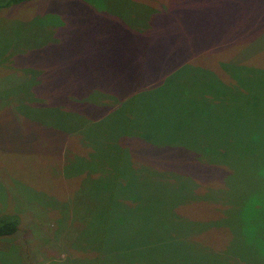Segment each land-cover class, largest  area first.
Here are the masks:
<instances>
[{"label": "trees", "instance_id": "16d2710c", "mask_svg": "<svg viewBox=\"0 0 264 264\" xmlns=\"http://www.w3.org/2000/svg\"><path fill=\"white\" fill-rule=\"evenodd\" d=\"M28 1L33 0H0V9ZM88 1L97 6L105 0ZM215 1H219L218 6L200 8V15L205 16L207 11L220 10L227 16L228 12L232 13L237 8L240 0ZM235 2L236 5L233 4ZM128 3L107 4L102 11H106L104 15L117 19L131 30L139 31L132 28L133 24L150 26L152 23V27L159 29L158 32L162 30V25L168 32V22L164 24L162 22L166 20H161L163 16H157L148 24V17L153 10H145L144 6L138 8V5L131 7ZM255 3L258 8L246 7L239 18L233 20L226 17V26L223 27L225 33L219 38L227 36V31L230 33L228 36H232L235 31L244 33L247 30V35H252L253 32L264 29V0H255ZM116 6H124L125 9L119 11L115 9ZM131 12L134 16L137 15L132 20L128 17ZM156 14L157 12L154 16ZM182 17L187 18L185 12H181ZM147 26L145 31L151 33L143 32L145 34H139L140 37L126 35L124 36L126 40H119V45L122 46L118 54L110 55L105 52L112 49L114 44V35L110 32L112 34H106L105 37L99 36L100 44L104 43V50L102 51V47L99 46L97 52L102 53L101 58H104L102 61L97 59L95 61V57L88 51L90 48H87V54L90 55L87 58L88 62L84 60L83 64L78 58L75 59L84 69L83 74L77 73L75 80L77 84L83 82L87 86L80 85L82 87L73 91L71 99L78 107L85 106L87 112L76 111L73 108L60 109L59 105H40L44 109L43 114L51 113L56 120L65 124L53 126L59 134L65 133L63 137H57L59 147L61 142L64 150L72 149L70 155L66 156L67 152L63 154L66 157L62 161L59 159L61 155L59 150L53 155L56 157L55 160L57 159L56 166L61 165L58 173L63 172L65 177V168L69 163L73 166H78V163L83 169L71 171V174L77 173L82 177L81 183L86 182L87 192L81 203L82 211L89 216L90 203L94 200L98 203L101 200L98 209H94L88 219L87 216L83 218L84 228L102 215L107 221L105 224L110 227L108 234L115 235L114 231H118L117 242L113 246H89L87 236V264H264V66H245L240 64L239 60V65L233 66L231 62L221 64L219 60L218 65L224 66L226 75L231 79V82L227 83L223 82L213 69V61L210 64L184 61L177 62V65L176 63L168 65L170 59L182 54L173 51L172 54L165 53L166 41H169V48L176 46L173 50L178 46L188 47L186 44L189 42L182 41L178 30H174L176 41L172 40L173 36L164 41L165 36H162L164 34L160 37L151 35L154 28L148 30ZM101 32H107V29ZM260 35L256 39L254 36L251 43L254 45L261 39L262 45L259 48L256 46V54L263 58L264 32ZM201 41L202 44L198 46L196 53L192 54L196 57H199L197 52H204L206 44L210 42L204 39ZM246 47H250V41ZM209 52L201 55L206 56ZM243 52H247L244 47L241 49V53ZM223 57L218 59H224ZM119 61H124V64H119ZM87 64L89 67L85 72ZM99 64L101 68L96 69ZM118 64L120 68L115 69V65ZM184 64L201 65L203 67H200L203 69L201 71L208 77L205 76L204 80H192L188 74L173 80V75L177 74ZM73 75L76 77V73ZM58 77L67 80L71 76L59 74ZM104 77L107 87L114 90L128 89V92L118 96L113 91V94L108 93V90L102 93L96 91V88L92 87V82ZM149 79L154 83L146 85ZM44 80L50 82L48 79ZM173 84V87L167 88ZM163 90L170 92V95L166 94L163 99L165 108L160 110L155 118L149 120L150 130L144 129L148 125L145 119L148 102H153L155 97L160 99ZM58 97L64 98L65 95L58 94ZM99 98L111 99L110 104L99 107L94 101ZM28 111L27 109L25 114L30 120ZM90 111H94L95 115L91 117L83 115ZM136 112L140 119L143 118L141 135L130 126L131 116ZM254 122H258V127L253 124ZM253 127H256L259 133L256 134ZM247 129L252 132L253 137L248 134ZM174 146L177 154H171V157L176 156L178 160L182 149L192 151L197 148L205 153L209 151L206 167L201 169L196 165V171L199 173L200 169L202 171L200 173L223 175L221 197H213L212 195L216 194L214 192L209 191L207 194L194 190L199 183L190 175L178 172L173 176L170 169L157 168L169 167L167 164L153 163L149 166L141 162L152 155L150 148L159 151L166 148L169 150ZM126 148L130 151H126ZM117 149L126 153L125 162L128 169L126 174L133 177V181L117 184L109 180L106 184L108 190H105L106 181H103L101 190L99 176L96 174L99 170L103 172L99 165L100 158L107 152V158L110 160L111 151ZM96 154H100V158L89 163L88 159L92 160ZM187 164L189 163L180 167H186ZM245 173L252 178L248 187L243 186ZM137 178L141 182L135 181ZM165 182L171 184L170 187L164 185ZM81 183L76 189L80 188ZM102 191L103 197L100 199ZM217 199L220 204L222 199H225L227 205L221 216L209 217L210 223L206 225L212 226V229H219L221 233L226 230L228 239L224 243L221 242L222 245L210 243L200 248L189 238L197 235L203 237L204 234L198 233L203 225L177 214V209L185 204H214ZM18 224L15 215L9 213L0 215V238L14 235L18 230ZM79 257L82 256H75L72 259Z\"/></svg>", "mask_w": 264, "mask_h": 264}, {"label": "rangeland", "instance_id": "374dc122", "mask_svg": "<svg viewBox=\"0 0 264 264\" xmlns=\"http://www.w3.org/2000/svg\"><path fill=\"white\" fill-rule=\"evenodd\" d=\"M87 1L33 0L0 9V215L4 213L15 215L19 222L18 230L14 235L0 238V264H87V236H89V246L92 247L113 246L117 242L118 231H114L115 235L108 234L107 231L110 227L105 224V216L100 215L92 224L84 228L85 220L83 218L87 214L82 211L83 204L81 205V203L87 192L86 182L81 183L82 177L77 173L71 174L72 170L83 169L78 163V166L69 163L65 168V177L63 172L58 173L61 165L56 166L57 159L55 160L56 157L53 155L59 150L61 152L59 159L62 161L72 153V149L64 150L61 142L59 147L57 137H63L65 133L59 134L53 129L55 125L65 124L56 120L51 113L43 114L44 109L40 107V105L52 104L53 106L59 105L60 109L61 107L73 108L76 111L87 112L85 106L78 107L71 99L73 91L82 87L80 85L87 86L83 82L77 84L75 80L77 73L83 74L84 72L75 59L78 58L82 63L84 60L88 62L87 58L90 55L87 54V48H90L88 51L95 57V61L96 59L102 61L104 59L101 58L102 53L97 54L99 46L102 47V51L104 50V43L100 44L99 36L105 37L110 32L114 35V44L112 49L105 51L110 55L118 54L122 46L119 45V40H126L124 36L140 37L139 34L150 32L145 31L147 24L146 26L133 24L132 28H137L139 31L125 27L117 19L104 15L106 13V11H102L104 6L119 2H129L131 7L144 6L145 10H153L148 17V24L150 20L153 22L157 16H163L161 20H166V22H162L164 24L168 22V32H166V28H163V25L160 30L162 33L158 32L159 29L156 30L151 23L150 26H147L148 30L154 28L151 35L160 37L161 34H164L162 35L165 36L164 41L173 36L172 40L176 41L174 30H178L182 41L189 42L186 44L188 47L178 46L176 50H173L176 46L169 48V41H166L165 53L172 54L173 51L182 54L177 58L170 59L168 65L175 63L177 65L184 61L197 64L200 61V64L205 62L210 64L213 61V69L220 79L227 83H230L231 79L226 75L224 66L218 65L219 60H221V64L231 62L233 66L239 65L238 60L245 66H264V57H258V53L256 54L257 47L262 45L261 39H258L254 45L251 43V39L254 36H256L255 39L260 37L264 29L253 32L252 35H247V30L244 33L235 31L232 36H228L230 33L227 31V36L219 38L225 33L223 27L226 26V17L239 18V15H242L248 6L258 8L255 0H240L237 8L232 13L228 12L227 16L220 10H211L207 11L205 16L200 15V8L218 6L219 1L215 0H105L96 4L97 6H94L93 2ZM236 3L233 4L236 5ZM115 9L124 11L125 7L116 6ZM155 12L157 14L154 16ZM181 12H185L186 19L181 18ZM136 16L131 12L128 17L132 20ZM127 21L130 22L128 19ZM107 23H110L109 26L106 25ZM103 29H107V32L102 33ZM227 38L230 39L227 40ZM203 39L210 41L206 44L205 51H198L199 57L192 55L196 53L195 51L198 50ZM218 40L219 42H217ZM249 41L250 47H246ZM243 47L247 49L246 53H241ZM206 52L209 54L201 55ZM220 57L224 59H218ZM119 64H124V61H119ZM119 64L115 65V69L120 68ZM88 67L87 64L85 72ZM200 67L202 66H185L184 64V67L177 71L172 79L189 74V79L204 80V77L208 76L204 71H201L203 69ZM97 68H101V65L99 64ZM74 73H76V77H73ZM59 74L71 77L67 80L58 79ZM44 79H48L50 82ZM78 79L84 81L80 77ZM146 82L144 83L146 84ZM153 83L154 81L149 79L146 85ZM90 86L91 84L88 85V87ZM173 86L174 84L167 88ZM92 87L101 93L107 90L111 94L115 92L118 96L128 92V89L114 90L107 87L105 77L92 82ZM44 89L47 91H43ZM80 93L83 92L80 91ZM58 94L65 95V97L60 98ZM166 94L169 96L170 92L163 90L160 99L155 97L153 102H148L145 118L148 125L144 129L150 130L149 120L155 118L158 112L165 108L163 99ZM110 100L109 98L94 99L101 108L105 104H110ZM27 109L30 120L25 114ZM83 115L91 117L95 113L90 111ZM142 120L143 118L140 119L137 112L130 119L131 128L139 134L142 130ZM253 124L258 127V122ZM249 127L252 130L251 126ZM253 128L256 134L259 133L256 127ZM247 131L249 135H252L249 129ZM118 143L120 144L119 140ZM125 150L130 151L129 148ZM149 151L152 155L143 159L142 163L149 164V166H152L153 163L167 164L169 167L156 166L161 169H170L173 176L178 172L190 175L199 183V186L194 188L196 191L207 194L209 191L214 192L216 194L212 196L215 198L222 196L223 175L200 173L202 172L200 169L199 173L196 171V165L201 169L206 167V159L210 156L209 151L205 153L197 148L192 151L182 149L179 152L181 162L176 156L171 157V154H177L175 146L170 147L169 150L166 148L157 151L150 148ZM64 153L66 156L63 155ZM125 154L124 151L117 149L111 151L110 160L107 158V152H104L101 158L100 154H96L92 160L88 159L90 163L100 158L99 165L103 172L99 170L96 174L99 176L98 183L101 190L103 181H106L105 190H108L106 184L109 180H113L117 184L133 181V177L126 174L128 169ZM160 160L167 163L160 162ZM186 163H189L186 167H180ZM178 166L179 168H175ZM245 174L243 186L248 187L252 178L247 173ZM135 181L141 182L138 178ZM80 183V188L76 189ZM164 185L170 187L171 184L165 182ZM99 196L100 199L103 197V191ZM100 201L97 203L94 200L90 203L88 208L91 213L94 209H98ZM215 201L217 203L214 202V204H185L177 209V214L203 225L198 230L199 234H204L203 237L197 235L189 238L200 248L210 243L222 245L228 239L226 230L221 233L219 229H212V226L206 225L210 223L209 217L221 216L227 205L225 199H222L221 204L218 199ZM206 219L208 220L206 221ZM154 232L156 233V230ZM73 238L75 239L73 240ZM222 239L224 240L222 241ZM75 256L82 257L72 259Z\"/></svg>", "mask_w": 264, "mask_h": 264}]
</instances>
